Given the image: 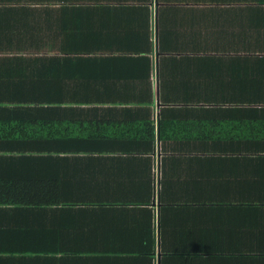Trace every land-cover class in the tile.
Returning <instances> with one entry per match:
<instances>
[{
    "label": "crops",
    "instance_id": "crops-1",
    "mask_svg": "<svg viewBox=\"0 0 264 264\" xmlns=\"http://www.w3.org/2000/svg\"><path fill=\"white\" fill-rule=\"evenodd\" d=\"M13 2L0 264H264V0Z\"/></svg>",
    "mask_w": 264,
    "mask_h": 264
},
{
    "label": "trees",
    "instance_id": "trees-1",
    "mask_svg": "<svg viewBox=\"0 0 264 264\" xmlns=\"http://www.w3.org/2000/svg\"><path fill=\"white\" fill-rule=\"evenodd\" d=\"M13 4V0H8ZM24 51L26 48H0L1 52ZM18 100L2 97L0 94V155L4 153L34 152L62 150L57 141L56 127L49 126L27 118V111L20 106ZM24 115V116H21ZM65 145V144H63ZM9 192L16 194V190L6 189L0 182V199L7 197Z\"/></svg>",
    "mask_w": 264,
    "mask_h": 264
}]
</instances>
